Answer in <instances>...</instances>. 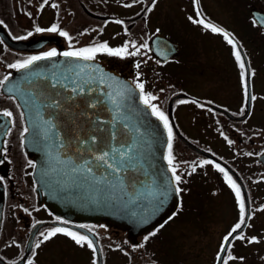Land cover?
Segmentation results:
<instances>
[{"label": "flooded vegetation", "instance_id": "flooded-vegetation-1", "mask_svg": "<svg viewBox=\"0 0 264 264\" xmlns=\"http://www.w3.org/2000/svg\"><path fill=\"white\" fill-rule=\"evenodd\" d=\"M190 17L223 29L235 49L222 33ZM0 21V80L20 70L10 64L52 49L59 54L127 43L132 52V42L147 43L148 49L141 48L137 56L98 51L95 59L135 85L143 82L145 93L158 97L151 103L168 117L173 163L186 181L179 185L184 191L171 215L139 232L135 225L123 228L108 218L83 220L56 213L45 203L44 190L38 191L36 154L28 140L33 118L43 124L54 121L49 110L58 97L66 101V82L58 93L52 90L54 79H48L36 87L42 94H34L33 80L28 84L16 77L11 92L8 80L0 88V264H93L94 258L97 264H223L229 255L236 259L228 264H264V0H0ZM53 25L57 32L46 31ZM37 27L45 31L36 32ZM235 50L245 62L255 100L245 99ZM4 111L12 116H3ZM203 160L223 167L245 199L246 223L239 234L246 239H232L224 252L223 238L239 221L238 202L224 173L212 165L201 167ZM193 165L196 171L188 175ZM56 227L88 235L97 242V253L63 234L43 241L41 233Z\"/></svg>", "mask_w": 264, "mask_h": 264}, {"label": "water", "instance_id": "water-1", "mask_svg": "<svg viewBox=\"0 0 264 264\" xmlns=\"http://www.w3.org/2000/svg\"><path fill=\"white\" fill-rule=\"evenodd\" d=\"M19 76L33 80L34 94H42L36 87L48 79L58 93L66 82V101L58 97L49 110L54 121L33 118L28 140L36 154L34 178L49 207L69 218H108L137 231L169 216L179 199L165 159L166 129L130 79L101 60L59 54L18 70L7 86ZM104 152L109 163L113 154H125L118 173L95 159Z\"/></svg>", "mask_w": 264, "mask_h": 264}, {"label": "snow or ice", "instance_id": "snow-or-ice-1", "mask_svg": "<svg viewBox=\"0 0 264 264\" xmlns=\"http://www.w3.org/2000/svg\"><path fill=\"white\" fill-rule=\"evenodd\" d=\"M155 2V0H154ZM197 4L199 2V0H196ZM44 3L47 4L48 0H44ZM52 7H57V5L52 4ZM126 6H130V5H126ZM151 10V9H149ZM202 13L198 10L197 11V17H201ZM190 20H192V18H189ZM193 23H197L202 25L205 29H210L213 33H222L225 37V39H227L229 44L233 45V48L235 49L236 45L234 44V41L229 38V35L227 32H225L223 29L217 27L216 25L212 24L211 22H206L205 19L201 18V19H194L192 20ZM116 23H122V21H116ZM0 24H3V21H0ZM36 32H42L45 31V29H41L39 27H37L35 29ZM46 31L48 32H52L55 33L58 31V27L56 25H53L52 27L46 29ZM32 33L29 32L28 36H31ZM59 35L62 37H66L69 40H71V37L69 36V34L65 31H59ZM27 37H19L18 39H26ZM131 47L133 49H135V51L129 52V45L126 43L123 47L120 48H110L108 47L107 43H103L100 44L98 46L95 47H85V48H81L79 50H70V51H64L59 53V55L64 56V57H72V58H77V59H81V60H85V61H91L95 58V53L98 51H105L110 55L113 56H121V55H131V56H137L140 55V49L144 48V49H148V44H142L140 46H137L135 42L131 43ZM161 55H163V53H160ZM234 56L239 64L241 71V81H242V85H243V90H244V94H245V99L248 100L249 98L251 100H255L256 97L255 96H250V92H249V83L248 81L245 79V72L243 71L245 69V62L243 61V59L241 58V53L239 50H235L234 51ZM57 55V51L56 49H52L51 51L44 53L43 56H32L27 58L26 60H24L23 62H19L16 64H10L8 67L12 68V69H29L30 66H32L36 61L42 60V59H46L49 57H54ZM139 63L137 64V67H139ZM9 80V76H5L3 80H0V88L4 87L5 82ZM55 86V85H53ZM136 88L139 89V93H140V99L142 100V102L148 106L149 108H151L152 114L156 115L159 117L160 120L163 121V126L165 129H167V162L169 165V170L172 173V180H174L175 182V187H174V192L175 194L179 197V195L184 191L183 188H181L179 185L181 183H185L186 181L182 180V174H177V165H175L173 163L174 161V156H173V129L171 124L169 123L168 117L165 115V113L163 111H161L155 104L151 103L152 101H155L158 99L157 96L152 95L150 93L146 94L145 93V84L143 82H138L136 84ZM7 91L11 92L12 90L9 88L7 89ZM161 91H163V89H161ZM189 101H184L181 100L180 103L184 104V103H188ZM192 103H197L196 101H191ZM3 116L5 117H11L12 113L10 111H4L2 113ZM25 131H27V129H25ZM225 139L227 140L228 138L225 136ZM92 141H95V137L92 138ZM229 144L232 143V141H228ZM248 155H251V153H248ZM124 153H115L112 155L111 158V163H109L108 157H109V153L108 152H104L103 154L96 156L95 159L102 162L104 166H106L107 168L111 169L113 172H119L124 165ZM31 163V162H29ZM205 165H212L213 167H215L216 170H218L221 173H224V178L226 180V182L228 183V185L233 189V191L235 192V196H236V200L238 202V207H239V221L231 228V230L229 231V233L224 236L222 244H221V248L220 251L224 252L225 249V245H227L229 248L231 247V242L232 239L235 240H244L246 239L242 234L240 233V230L242 228L243 225H245L246 223V204H245V199L241 194V189L240 186L236 183L235 180H233V178L228 174V172L221 167L219 164H216L213 160H203L200 162V166L203 167ZM34 167V165H33ZM89 172H91V168L89 167L87 169ZM196 171V166L193 165L191 167V172L188 173V175H191L192 173H194ZM3 180V177H0V181ZM25 212H27V209H24ZM171 219V217L169 218ZM163 224L159 226V228H157L155 231H153L150 235L151 236H156L157 233L159 232L160 228H163ZM81 227H84L83 225H81ZM91 231V230H89ZM57 234H63L65 236L70 237L77 245L83 247V246H87L89 249H91L93 251V253H97V242L93 239H91L88 235H84V234H80L78 232L75 231H71L67 228H63V227H56L54 229H52L51 231H49L47 234L41 233V235L43 236V241H47L53 237H55ZM233 234H236L235 236H233ZM148 240V237H145V241ZM41 241L40 243H37L35 245L36 248H39L41 243L43 242ZM251 242H255V238H253L252 240L249 241ZM139 247H143V244L139 245ZM218 260H221L222 257H220L219 255L217 256ZM236 259L235 257H233L232 255L228 256L227 260L223 261V264H228V261L230 260H234ZM27 264H33L32 260H28ZM93 264H97V259L94 258L93 260Z\"/></svg>", "mask_w": 264, "mask_h": 264}]
</instances>
